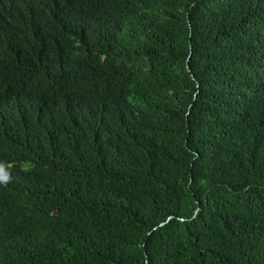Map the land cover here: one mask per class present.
Masks as SVG:
<instances>
[{
    "label": "trees",
    "instance_id": "16d2710c",
    "mask_svg": "<svg viewBox=\"0 0 264 264\" xmlns=\"http://www.w3.org/2000/svg\"><path fill=\"white\" fill-rule=\"evenodd\" d=\"M0 264H264V0H0Z\"/></svg>",
    "mask_w": 264,
    "mask_h": 264
}]
</instances>
